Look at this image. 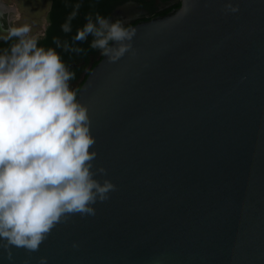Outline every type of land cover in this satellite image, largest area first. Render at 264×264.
Instances as JSON below:
<instances>
[{
  "label": "water",
  "instance_id": "water-1",
  "mask_svg": "<svg viewBox=\"0 0 264 264\" xmlns=\"http://www.w3.org/2000/svg\"><path fill=\"white\" fill-rule=\"evenodd\" d=\"M171 2L77 89L116 191L0 264H264V0Z\"/></svg>",
  "mask_w": 264,
  "mask_h": 264
},
{
  "label": "clouds",
  "instance_id": "clouds-1",
  "mask_svg": "<svg viewBox=\"0 0 264 264\" xmlns=\"http://www.w3.org/2000/svg\"><path fill=\"white\" fill-rule=\"evenodd\" d=\"M226 10L239 8L229 3ZM75 15L62 25L65 33ZM86 21L72 45L55 38L56 46L81 53L77 42L91 36L90 47L109 62L135 56L134 28L99 14ZM4 39L13 43L0 51V248L12 260L13 247L37 252L58 224L75 215L94 216L93 205L107 201L116 185L94 178L107 170H92L96 139L88 107L70 84L75 73L56 49L38 45L28 24L9 27ZM39 264H47V257Z\"/></svg>",
  "mask_w": 264,
  "mask_h": 264
},
{
  "label": "trees",
  "instance_id": "trees-1",
  "mask_svg": "<svg viewBox=\"0 0 264 264\" xmlns=\"http://www.w3.org/2000/svg\"><path fill=\"white\" fill-rule=\"evenodd\" d=\"M129 0H51L50 6L47 12L49 24L45 29V33L38 39V45L45 48H54L60 54L62 60L68 65L69 68L74 71L81 70L84 68L89 61V56H93V61L90 63L89 67L84 72L82 80L80 81L78 87L85 79L89 70L92 68L95 63L101 58L102 54L100 50L92 49L90 47V43L92 41V37L89 36L88 39L82 43L77 42L76 46L84 49L81 53L64 51L62 47H57L54 43V39L58 38L61 41V44L67 42L69 45L73 44V37L76 35L78 29H82L86 24V17L91 15L93 20H95V16L99 14L102 17L108 18L113 11V9L123 4L124 2ZM138 3L141 7L153 11L155 5L153 4V0H131ZM169 1V0H161ZM179 6V2H173L170 6L160 10L156 14L151 13L148 17L164 14L170 9ZM76 13L75 17L71 20V31L65 33L62 30V25L68 21L69 16L72 13ZM137 20L131 22L130 24L135 23ZM129 25V24H128ZM127 26V25H125ZM82 62L81 67H70L71 64H78Z\"/></svg>",
  "mask_w": 264,
  "mask_h": 264
},
{
  "label": "flooded vegetation",
  "instance_id": "flooded-vegetation-1",
  "mask_svg": "<svg viewBox=\"0 0 264 264\" xmlns=\"http://www.w3.org/2000/svg\"><path fill=\"white\" fill-rule=\"evenodd\" d=\"M172 0L169 1H161V0H153V4L155 5L154 10L151 12L143 7H141L138 3L135 4H127L124 5L122 7H120L117 11H115V7L113 9V11L111 12L110 16L108 17V19H110L112 22H115L117 19L121 20L125 25L130 24L131 22L135 21V20H142L146 17H148L151 13L156 14L157 12H159L160 10L170 6L173 2H171ZM50 2L51 0H49V6H50ZM127 2V1H126ZM126 2H124L123 4H125ZM122 5V4H120ZM119 6V5H118ZM49 9V7H48ZM11 10L7 9L5 7V5L0 2V51H3L4 49H7L9 47V45L11 43H13V41H6L4 39V37L6 36V32L7 29L9 27H13L15 26L13 24V16H12V12H10ZM48 10L46 11L44 18H43V24L41 26V31L38 34H35L33 36H35L37 39H39L41 36L44 35L45 33V29L47 27V25L49 24L48 21V15H47ZM93 56H89V61L88 63H86L87 65L82 68L81 70L78 71H74L73 69L69 68L70 71L75 73V79H73L72 81H70L71 87L74 90L78 89V85L80 83V81L82 80V77L84 75V72L86 71V69L89 67L90 63H92L93 61ZM82 62L74 65L71 64L70 67H81L82 66Z\"/></svg>",
  "mask_w": 264,
  "mask_h": 264
},
{
  "label": "rangeland",
  "instance_id": "rangeland-1",
  "mask_svg": "<svg viewBox=\"0 0 264 264\" xmlns=\"http://www.w3.org/2000/svg\"><path fill=\"white\" fill-rule=\"evenodd\" d=\"M0 2L11 10L15 26L28 24L31 27V35L41 31L49 0H0Z\"/></svg>",
  "mask_w": 264,
  "mask_h": 264
}]
</instances>
